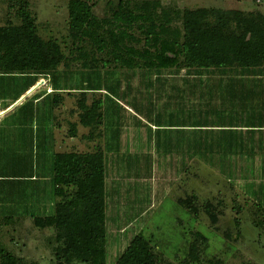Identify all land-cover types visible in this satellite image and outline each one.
I'll return each instance as SVG.
<instances>
[{"label":"trees","instance_id":"16d2710c","mask_svg":"<svg viewBox=\"0 0 264 264\" xmlns=\"http://www.w3.org/2000/svg\"><path fill=\"white\" fill-rule=\"evenodd\" d=\"M176 19H180L182 33L177 28L170 29ZM68 26L78 39L101 47L105 28L114 48V63L127 71V82L123 81L125 87L121 91L115 81L120 80L121 74L113 70L102 75L97 70L58 71L59 51L38 40L32 27L0 28V112L35 86L40 77L50 82L51 90L40 97L34 95L0 120L2 211L8 207L12 214L16 208L13 202L25 197L33 199V193L27 192L28 182L48 180L49 189L41 194L49 201L60 202L53 204L50 216L30 213L34 226L55 230L56 242L62 245L57 250L64 261L106 263L104 151L100 147L85 157L56 153L51 129L57 94L105 91L100 88L101 81L110 83L109 90L98 102L101 114L93 113L83 123L89 138L102 137L103 119L114 124L116 131L120 129L115 114L126 107L113 99L115 91L133 105L135 113L145 112V121L155 127L156 151H163L179 164L185 159L189 163L199 160L264 208V15L218 8L171 11L159 2L144 1L132 7L120 2L112 19L99 20L85 1L70 0ZM135 27L142 30L145 43H152L154 51L138 52L123 45L134 40L128 31ZM171 31L172 39H168ZM137 76L140 80L133 87ZM159 99L165 100L164 105L174 106L188 125L157 124L160 114L155 102ZM107 102L114 105L108 107ZM111 115L113 120L109 119ZM146 122L138 119L139 124L152 130ZM148 158L145 155V161ZM39 160L41 175L35 176ZM134 163V180L146 177L138 172L144 170L143 165L149 174L148 163L136 159ZM45 168L50 171L47 175L42 173ZM73 185L76 191L67 200L66 189ZM12 218L0 216V221L11 223ZM153 258L148 242L136 235L115 264H155ZM0 264H18V259L1 243Z\"/></svg>","mask_w":264,"mask_h":264},{"label":"rangeland","instance_id":"374dc122","mask_svg":"<svg viewBox=\"0 0 264 264\" xmlns=\"http://www.w3.org/2000/svg\"><path fill=\"white\" fill-rule=\"evenodd\" d=\"M69 1L0 0V28L32 27L33 34L38 40L46 43L45 45L51 44L59 51V63L56 70H97L101 75L105 71L113 70L121 74L120 80L115 81L121 85L122 91L125 87L124 82H127L124 75L127 71L114 63V48L109 43L105 28L101 32L102 40H104L103 47L87 39H78L75 36L76 33H71L68 26ZM81 1H85L89 5L91 13L99 20L112 19V14L120 2L128 3L132 7L144 1L159 2L171 11L175 9L183 11L218 8L239 10L245 13L259 12L264 15V0ZM174 28L179 29L182 33L180 19L173 20L170 29ZM114 31L117 35L120 34L118 29ZM128 33L134 40L123 43V45L132 47L138 52L154 51L152 43H145L140 28L135 27ZM167 38L172 39V31L167 33ZM179 40L181 41V37ZM168 56L173 57L171 54ZM42 80L45 81V84L38 89L35 88L36 90L31 95L13 110L0 117V120L24 102L31 100L34 95L36 98L43 93H48L50 82L47 79L44 80L40 77L36 84ZM139 80V76L134 78L132 86L134 87ZM109 85L110 83L105 85L104 81H101L100 88L108 91ZM105 91L85 94L79 92L57 94L58 103L53 109L51 122V129L55 136L54 152L74 153L85 157V154L96 152L101 147V138L94 140L93 149L82 145L74 148L71 146L72 144L61 149L59 145L63 139L69 140L71 137H76L75 133L81 134V141L86 138L84 124L93 113L101 114V106L98 102L103 100ZM113 99L121 106L126 107L125 111L119 110L115 114L121 123L120 129L117 131L118 140L122 141L118 154L119 158H123L122 169L117 172L118 179H121L125 190L131 187V180H134L135 172V168L131 165L132 158L143 164L148 163L150 172L146 173L142 164L144 170H138V172L146 177L137 180L139 184H137L135 195L132 191L125 193L121 191L120 199L115 201L114 207H111L116 212V221L110 225L106 223L107 257L105 264H115L129 241L136 235L142 236L148 242L155 264H264V208L239 191L231 181L221 178L214 170L197 159L192 160L189 163V168L185 167L181 174L180 168H174L175 159L172 160L161 150H155V127L152 128V125L145 121V112H139L141 115L135 113L133 105L121 99V94L115 93V91ZM164 102V99L155 102L156 110L160 114L157 124L163 126L188 125V122L184 121L174 106L164 105ZM110 105H114V103L107 102V106L110 107ZM107 113L114 114L113 112ZM103 117H105L104 112ZM109 119L113 120L114 116L111 115ZM138 119H141L142 123L146 122L152 130L139 124ZM151 119L153 120L151 123L156 125V121ZM114 129V126H110L107 136ZM145 155L149 156L147 161L144 159ZM83 157H81L82 160L86 161ZM128 162L130 163L126 170ZM182 162L185 164L186 159ZM37 163L39 169L34 173L35 176L41 175L40 160ZM35 164L34 162V169ZM49 172L45 168L42 173L47 175ZM182 175H184V179L180 180ZM126 176L129 177L126 178ZM176 176L179 182L174 191H171L172 189L163 184L162 179L169 180L170 177L175 179ZM26 186L29 187L27 190L29 195L33 193V199L25 197L18 203L13 202V208L16 204L15 211L12 214L0 215L5 217L12 215L13 217L9 219L11 223L3 224L0 221V243L3 248L5 244L8 246V252L18 259V264H58L60 261L63 264H84L76 260L64 261L63 256L61 257L57 250L62 245L56 242L55 230L36 228L32 219L29 218L30 213L37 216H50L53 212V204L60 202V199L49 201V198L41 194L44 189L45 191L49 189V181L28 182ZM31 188L35 189L31 190ZM75 191L76 186H69L66 189L65 198L71 199ZM134 196L137 199L136 205H128V201ZM34 198L40 202H35ZM143 210L144 213H142Z\"/></svg>","mask_w":264,"mask_h":264},{"label":"crops","instance_id":"0c3cea01","mask_svg":"<svg viewBox=\"0 0 264 264\" xmlns=\"http://www.w3.org/2000/svg\"><path fill=\"white\" fill-rule=\"evenodd\" d=\"M110 126H114V124L108 122L107 119H103V123H102L101 129H100V132L102 133L100 143L102 142L101 147H102L104 154H105V174H106V176H105V192H106V216H107L106 223H108L109 225L114 224V222L116 221V219H115L116 212L113 211L111 209V207H114L113 204L115 203V201H118L120 199V192L123 191V193H125V192L132 191L133 195H135L136 190H137V184H139L136 180H131V184H132V185H130L131 187H129L128 189L125 190L121 179H118L119 176L117 175V172L121 171L122 161H123L122 160L123 158L122 159L118 158L119 157L118 153L120 152V147H121L120 144H122V141L118 140V133L115 129L112 132H110L109 136H107V134L109 133V127ZM152 128H154V127H152ZM87 133H88V129L85 130V135H87ZM67 145H69V146L71 145L74 148L82 145V146H85L87 148L93 149L95 146V143H94V139L89 138L88 135H87V138H85L84 140L81 141V134H78V135H76V137H71V139H69V140L63 139L60 141L59 146H61V149H63L64 146H67ZM55 146H57V145L55 144ZM186 162L187 163L185 164V167L189 168V162L188 161H186ZM129 163L130 162L126 163V165L129 166ZM131 165L133 166V168H135L134 158H132V160H131ZM175 165L178 166L177 168H179V166H180V173L182 174L184 172L183 163L181 162V164H179V162H175L174 168H175ZM130 168H132V167H130ZM133 175H135V173ZM184 175H182L180 180L184 179ZM127 177H129V176H126V178ZM164 179H167V178L165 177ZM162 182H163V184H166L168 188L172 189L171 191H174L179 180L176 176L175 179L171 178V177L169 180H163L162 179ZM155 197H156V195H155ZM128 202H129L128 205L135 206L137 199L134 196ZM3 214H8L7 207L4 209V211H2L0 209V215H3ZM113 214H115V215H113ZM4 248L6 250H8V246H6V244L4 245Z\"/></svg>","mask_w":264,"mask_h":264},{"label":"water","instance_id":"95a60500","mask_svg":"<svg viewBox=\"0 0 264 264\" xmlns=\"http://www.w3.org/2000/svg\"><path fill=\"white\" fill-rule=\"evenodd\" d=\"M44 84V81L42 80L40 83L33 86L29 91H27L23 96H21L16 102H14L11 106H9L4 111L0 112V117L4 116L11 110H13L16 106H18L25 98H27L29 95H31L36 89H38L40 86ZM36 88V89H35ZM33 90V91H32Z\"/></svg>","mask_w":264,"mask_h":264},{"label":"built area","instance_id":"2783aa9c","mask_svg":"<svg viewBox=\"0 0 264 264\" xmlns=\"http://www.w3.org/2000/svg\"><path fill=\"white\" fill-rule=\"evenodd\" d=\"M44 84H45V81H44ZM47 90H48V89H47ZM48 91L50 92V89H49ZM49 92H48V93H49Z\"/></svg>","mask_w":264,"mask_h":264}]
</instances>
